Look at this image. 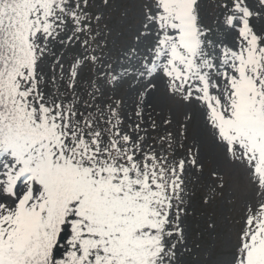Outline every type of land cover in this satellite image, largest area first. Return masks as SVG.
Instances as JSON below:
<instances>
[{
  "label": "snow or ice",
  "instance_id": "1",
  "mask_svg": "<svg viewBox=\"0 0 264 264\" xmlns=\"http://www.w3.org/2000/svg\"><path fill=\"white\" fill-rule=\"evenodd\" d=\"M113 3L0 0V264H189L201 183L246 198L196 264H264V0H127L119 51Z\"/></svg>",
  "mask_w": 264,
  "mask_h": 264
},
{
  "label": "rangeland",
  "instance_id": "2",
  "mask_svg": "<svg viewBox=\"0 0 264 264\" xmlns=\"http://www.w3.org/2000/svg\"><path fill=\"white\" fill-rule=\"evenodd\" d=\"M127 7V0H114L113 7L108 10L106 17L107 30H111V36L108 37L109 47L119 51L123 46L125 40L129 37L127 29L129 24L125 21V8ZM102 31L106 29L101 26ZM119 39V43L114 41ZM68 65L65 64L67 70ZM87 71V70H85ZM117 95L123 98L124 107L129 116H133L135 110L138 108V97L134 89L125 85L119 89ZM151 113V115H149ZM144 117L147 123L155 121L157 130L151 132L153 137L162 136L165 127L173 128V125H163L162 121L165 118L179 121L183 118L182 110H176L173 105H165L161 107L156 101L149 98L148 102L144 105ZM196 129L193 128L189 131V139L184 143L191 145L192 137L196 135ZM209 159L212 158L211 147L208 148ZM211 167V165H209ZM192 191L190 192V216L189 224L191 225V235L189 239V250L185 254V259L189 264H196L197 261L208 259L209 254L217 247L214 244L213 238L206 232V222L215 219L219 224H227L232 228L238 226L241 216L243 214V203L246 196L243 192H237L231 195L232 190L226 188L223 193H218L215 200L210 204H205L204 200L207 199V188L201 184H193Z\"/></svg>",
  "mask_w": 264,
  "mask_h": 264
}]
</instances>
